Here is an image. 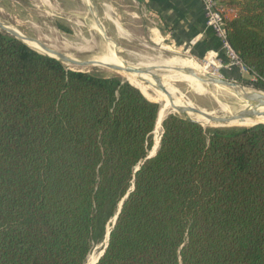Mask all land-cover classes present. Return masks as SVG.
Here are the masks:
<instances>
[{
  "label": "trees",
  "instance_id": "trees-1",
  "mask_svg": "<svg viewBox=\"0 0 264 264\" xmlns=\"http://www.w3.org/2000/svg\"><path fill=\"white\" fill-rule=\"evenodd\" d=\"M224 2L227 41L264 90V0ZM158 110L1 31L0 264H85L107 227L95 264H264V124L171 113L146 159Z\"/></svg>",
  "mask_w": 264,
  "mask_h": 264
},
{
  "label": "rangeland",
  "instance_id": "rangeland-1",
  "mask_svg": "<svg viewBox=\"0 0 264 264\" xmlns=\"http://www.w3.org/2000/svg\"><path fill=\"white\" fill-rule=\"evenodd\" d=\"M113 20L120 25L121 31ZM0 21L4 25L13 27L30 38L39 39L40 42L51 47H55L56 43H60V41L61 43L67 41L78 46L84 44L85 40L90 41V25L95 22L101 29L103 28L106 36L116 43L119 47L118 56L130 66L136 65L142 60L161 61L168 59V57L189 58L200 66H206L205 52L200 56H195L189 50L176 45L169 36L165 35V31L157 24L152 23L144 8L132 0H89V3L84 0H0ZM2 32L8 33L5 30ZM157 40L160 41L157 42ZM97 57L91 59L87 57L89 59L87 62L94 61ZM74 58H80L79 60L82 61L87 60L85 56L80 55H76ZM220 58L225 61V56L221 51ZM63 64L71 69L87 71L105 77L118 76L121 80L126 81L122 71L105 66L77 67ZM156 66L155 68L163 67ZM157 71L165 72V70ZM157 71L152 72L156 74ZM205 75L208 78L215 77L234 82L239 89L244 87L251 91L264 93V90L255 86L256 78L248 69L240 72L234 67L227 70L224 67L217 69V66L210 65L206 68ZM177 86L198 107L219 111L217 104L210 97L191 91L186 82L181 81ZM205 102H208V105ZM168 113L170 111H166L164 117ZM171 113L187 118L183 113ZM159 134L160 130L153 131V146L155 137ZM104 242L103 240L93 247L85 262L91 256L98 258Z\"/></svg>",
  "mask_w": 264,
  "mask_h": 264
},
{
  "label": "bare ground",
  "instance_id": "bare-ground-1",
  "mask_svg": "<svg viewBox=\"0 0 264 264\" xmlns=\"http://www.w3.org/2000/svg\"><path fill=\"white\" fill-rule=\"evenodd\" d=\"M84 1L89 3V0ZM113 21L121 31L120 25L115 20ZM11 29L17 31L13 27L0 23V32L4 30L8 32ZM17 33H19L20 41L38 52L46 55L60 53L74 59L75 61H70V63L64 62L68 66L94 67L99 64L87 62L89 60L87 57L91 59L97 56L99 57L94 59L96 62L118 65L120 67L130 66L118 56L119 47L116 43L108 38L103 28L101 29L95 22H92L90 25L91 40H85L83 42L84 44L79 46L70 44L67 41L64 43L60 41V43H56L55 47H51L48 44H42L39 39L30 38L19 31ZM159 41L157 40V42ZM76 55L85 56L87 60L82 61L79 60L80 58L76 59L74 58ZM149 60L139 61V63L133 66L143 73L141 76L135 73L122 72L127 82L139 89L146 98L156 101L159 104L154 131L161 130L160 123L166 111L177 114L183 113L187 119L197 121L204 127H245L253 124H264V94H260L261 96L263 95L261 97L256 95V92L244 87L239 89L238 86L213 83L211 81L213 78H208L205 75L206 68L209 64L217 65L212 55H207L206 66H200L189 58L181 57H168V59L161 61ZM156 65L163 67L155 68ZM101 66L104 67V65ZM156 69L165 70V72L157 71L158 73L156 72L155 76L148 74V72H155ZM181 81L186 82L191 91L193 90L196 94L210 97L217 104L219 111L215 109L207 110L194 104L177 86ZM158 140L159 136H156L155 146L158 144ZM95 260L96 258L91 256L85 264H94Z\"/></svg>",
  "mask_w": 264,
  "mask_h": 264
},
{
  "label": "crops",
  "instance_id": "crops-1",
  "mask_svg": "<svg viewBox=\"0 0 264 264\" xmlns=\"http://www.w3.org/2000/svg\"><path fill=\"white\" fill-rule=\"evenodd\" d=\"M144 8L172 41L193 53L204 54L217 48L213 32L206 27L200 0H132Z\"/></svg>",
  "mask_w": 264,
  "mask_h": 264
},
{
  "label": "built area",
  "instance_id": "built-area-1",
  "mask_svg": "<svg viewBox=\"0 0 264 264\" xmlns=\"http://www.w3.org/2000/svg\"><path fill=\"white\" fill-rule=\"evenodd\" d=\"M200 1L203 8L205 25L213 32L218 42V48L209 49L205 52L204 60H206L207 63V55L210 54L216 61L217 65L209 64L208 66H217V69L224 67L227 70H231V68L234 67L240 72L246 71L247 67L243 64L238 55L231 48L226 37L225 23L228 20L236 18V9L234 7L226 5L224 0ZM220 51L224 54V60L226 62L223 61L222 58H220Z\"/></svg>",
  "mask_w": 264,
  "mask_h": 264
},
{
  "label": "water",
  "instance_id": "water-1",
  "mask_svg": "<svg viewBox=\"0 0 264 264\" xmlns=\"http://www.w3.org/2000/svg\"><path fill=\"white\" fill-rule=\"evenodd\" d=\"M0 23H2L1 21H0ZM3 24V23H2ZM7 34H9V35H11L12 37H14V38H16V39H18L19 40V33H17V31H15V30H10V31H8V33ZM42 44H44V43H42ZM38 52V51H37ZM39 53H41V52H39ZM41 54H44V53H41ZM46 55V54H45ZM47 56H50V57H52V58H54V59H57V60H59L61 63H64V62H70V61H75V60H73V59H71L70 57H68V56H66V55H63V54H60V53H58V54H55V55H47ZM91 62H93V63H96V64H99V65H104L105 67H108V68H111V69H114V70H117V71H125V72H129V73H135V74H137L138 76H141V75H143V73L139 70V69H137V68H135V67H133V66H125V67H120V66H118V65H111V64H103V63H101V62H96V61H91ZM157 70H160V69H156V71ZM148 74L149 75H151V76H155V74L153 73V72H148ZM211 81L213 82V83H217V84H224V85H228V86H235V85H237L236 83H234V82H230V81H227V80H223V79H218V78H213V79H211ZM129 83V82H128ZM130 84V83H129ZM240 86V85H239ZM253 92H255V91H253ZM260 94H264V93H258V92H256V95H258V96H261ZM263 96V95H262ZM261 96V97H262ZM264 97V96H263ZM148 99V98H147ZM156 102V101H155ZM168 114H171V112L170 113H168ZM167 114V115H168ZM166 115V116H167ZM165 116V117H166ZM165 117H163L162 118V120H161V123H162V121H163V119L165 118ZM193 121V120H192ZM194 122H197V121H194ZM156 123V122H155ZM161 123H160V126H161V130H160V134H159V140H158V144L155 146V147H153V145H152V147L150 148V150L148 151V153H147V156H146V159L147 158H150V157H152V156H154L155 155V153H156V151H157V149H158V146H159V142H160V137H161V134H162V125H161ZM253 125H257V124H253ZM253 125H250V126H253ZM136 169H138V166H136V168H135V170ZM122 201H123V199L121 200V202L119 203V205H118V210H117V213L115 214V216L111 219V222H112V224L115 222V219H116V217H117V214H118V212H119V210H120V206H121V204H122ZM109 232H110V229L108 228L107 229V232H106V236H105V242H104V246H103V249H102V252H101V254L98 256V258L95 260V262H94V264L98 261V259L100 258V256L103 254V252L105 251V248H106V246H107V242H108V237H109Z\"/></svg>",
  "mask_w": 264,
  "mask_h": 264
}]
</instances>
